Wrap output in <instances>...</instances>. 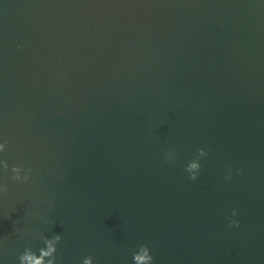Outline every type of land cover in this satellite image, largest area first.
I'll return each instance as SVG.
<instances>
[{
	"label": "water",
	"instance_id": "1",
	"mask_svg": "<svg viewBox=\"0 0 264 264\" xmlns=\"http://www.w3.org/2000/svg\"><path fill=\"white\" fill-rule=\"evenodd\" d=\"M5 141L0 264H264V0H0Z\"/></svg>",
	"mask_w": 264,
	"mask_h": 264
},
{
	"label": "clouds",
	"instance_id": "2",
	"mask_svg": "<svg viewBox=\"0 0 264 264\" xmlns=\"http://www.w3.org/2000/svg\"><path fill=\"white\" fill-rule=\"evenodd\" d=\"M7 141L0 143V153H3L6 149ZM200 156L206 157L207 153L204 149H200ZM2 163L3 169L8 170L9 165L7 161L0 162ZM193 169H198V171L193 174ZM201 169V164L189 163L185 171L189 174L191 180H196L198 178V173ZM23 172V175L21 174ZM11 179L16 183L27 184L30 181L31 169H22L19 166H13L11 168ZM8 185L5 183L0 185V193L7 194ZM237 213L233 211V215ZM232 225L239 227L238 221H232ZM62 237L59 234H54L53 236L43 237L44 247L38 249L37 252L33 251L31 247L26 248L23 253L18 256L19 264H58L57 257V246L61 243ZM133 264H154V258L151 254V250L147 245H142L139 247L138 252H134L132 256ZM82 264H94L93 258L88 256L83 259Z\"/></svg>",
	"mask_w": 264,
	"mask_h": 264
}]
</instances>
